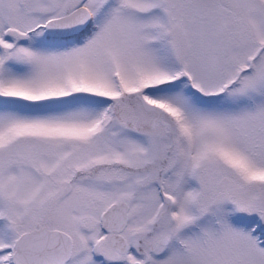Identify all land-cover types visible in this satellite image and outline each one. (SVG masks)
<instances>
[{"label":"snow or ice","instance_id":"obj_1","mask_svg":"<svg viewBox=\"0 0 264 264\" xmlns=\"http://www.w3.org/2000/svg\"><path fill=\"white\" fill-rule=\"evenodd\" d=\"M0 264H264V0H0Z\"/></svg>","mask_w":264,"mask_h":264}]
</instances>
